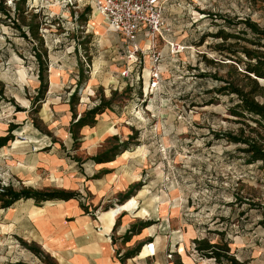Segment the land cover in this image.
I'll return each mask as SVG.
<instances>
[{
	"label": "rangeland",
	"instance_id": "obj_1",
	"mask_svg": "<svg viewBox=\"0 0 264 264\" xmlns=\"http://www.w3.org/2000/svg\"><path fill=\"white\" fill-rule=\"evenodd\" d=\"M15 1L6 0L11 19L0 13V80L5 90L0 136L14 135V141L0 150V186L71 191L90 206L84 169H100L102 174L112 173L116 184L123 179L130 185L111 205L92 206L97 218L140 206L137 220L149 222L152 233L158 230L162 243L178 240L183 254L196 264L204 262L194 254L192 238L218 241V231L226 232L233 249L245 257L255 254L264 264V226L258 223L262 213L254 205L264 206V163H249L239 149L243 145L224 137L239 134L242 127L249 130L228 110L233 95L208 93L223 83L211 75L215 72L244 83L243 73L229 75L234 61L223 60L211 46L222 42L215 36L218 30L238 32L244 18L264 27V0H164L163 36L153 43L141 35L142 50L136 57L92 0H26L36 15L29 14L28 20L42 22L39 32L48 53L49 89L35 104L40 82L33 46H41L13 23L18 17ZM231 20L237 24L228 25ZM204 34L209 35L201 43ZM171 43L179 44L180 50L175 52ZM238 56L245 58L242 51ZM81 64L89 78L79 90L75 117L68 102ZM259 82L264 86V80ZM212 97L213 103L207 104ZM103 98L115 109L96 115L99 126L94 135H85L84 129L74 134L75 122ZM258 99L264 101V96ZM58 152L66 154V163L59 162ZM99 157L117 160V167L96 165ZM154 220L158 227L151 225ZM20 243L40 248L32 240ZM14 244L0 242V264ZM170 248L168 257L173 260L174 247ZM36 264L55 262L44 255Z\"/></svg>",
	"mask_w": 264,
	"mask_h": 264
},
{
	"label": "crops",
	"instance_id": "obj_2",
	"mask_svg": "<svg viewBox=\"0 0 264 264\" xmlns=\"http://www.w3.org/2000/svg\"><path fill=\"white\" fill-rule=\"evenodd\" d=\"M109 108L115 109L112 104ZM98 121L96 119L94 124L81 128L86 130L85 135H94L93 132L99 126ZM5 146L0 147V150ZM56 157L61 163L67 162L63 152H58ZM113 160L95 161V164L117 167V160ZM99 170L84 169V187L92 194L90 203L87 201L90 206L82 202L78 195L67 200L42 201L40 204L33 198L20 199L10 207H0V242L6 246L16 242L5 256L6 262L1 264H36L44 255L55 264H175L178 257L183 264H196L188 255L183 254L178 240L172 241L173 245H169V239L168 244L165 240L162 243L158 230L152 233L146 220H137L141 217L140 206L133 209L123 207L101 217L98 215L97 218L92 206L98 208L100 205H111L112 201L126 193L130 185V182L123 179L116 184L112 173L102 174ZM135 221H138L136 226L130 228ZM151 225L158 227V221L154 220ZM197 238L201 237H193L192 243ZM22 240L36 242L40 246L37 248L39 253L22 245ZM170 246L174 247L173 260L168 257ZM232 252L246 264H260L255 254L245 257L240 249L233 247ZM200 260L203 264H218L213 259Z\"/></svg>",
	"mask_w": 264,
	"mask_h": 264
},
{
	"label": "trees",
	"instance_id": "obj_3",
	"mask_svg": "<svg viewBox=\"0 0 264 264\" xmlns=\"http://www.w3.org/2000/svg\"><path fill=\"white\" fill-rule=\"evenodd\" d=\"M15 13L18 17L15 18L13 22L17 25L20 33L26 37L37 39L41 46V50L37 46H33L36 61H37V76L39 79V87L37 90V95L33 99V104L40 103L45 97L49 89V78H48V61H47V49L43 47L44 40L40 35V28L42 25L41 21H36L33 18L28 20V15L31 14L29 11L26 0H16L15 1ZM0 13H3L5 17L12 18L11 10L6 6V0H0ZM36 16L31 14V17ZM18 19V20H17ZM21 20L22 24H17V21ZM239 23L243 24L238 32H226L223 29L218 30L215 34L216 37H221L222 42L214 44L213 47L216 51L224 55L223 60H233L234 62L230 66L231 70L229 75L232 73H243V82L233 78H226L219 76L218 72L211 74L217 80L223 83L208 93H218L221 94L226 92L233 95V101L228 107L231 115L234 116L236 122L244 124L249 129L246 133L245 128L240 129L239 134L227 133L224 137L234 144L243 145L240 147V151L244 153L247 161L249 163L262 161L264 163V101H260L258 96H264V86L260 84V79H264V51L261 47H264V27L251 18H244ZM237 22L231 20L228 25H236ZM209 34H204L201 37V43H203ZM246 42L251 46L242 44ZM253 46V47H252ZM242 51L244 57L238 56V52ZM211 60H208L210 62ZM212 62V61H211ZM210 62V63H211ZM237 62V63H235ZM241 64L243 66H241ZM236 65H240L243 70H238ZM201 77L207 76L205 73H200ZM85 74L84 64L80 65V71L78 73L77 88L71 94L69 103L71 110L75 117H77L76 108L79 103V90L84 83L88 80ZM5 95V90L0 80V101ZM215 98L207 100V104L213 103ZM111 106V101H106L104 98L99 105L89 109L72 126V132L77 133L83 126L95 123L96 115L102 113L105 108ZM36 109V108H35ZM37 112L38 110H35ZM22 108L18 107L17 111H21ZM220 137V134H216ZM10 140H14V135L10 132L7 135L0 136V147L5 146ZM98 162L107 160V158H96ZM77 193L66 191V190H36L32 188L23 187L20 190H16L11 186L1 187L0 186V207L7 208L12 206L16 201L20 199L33 198L37 202L47 201V200H58V199H71L77 197ZM127 194L126 197H130ZM256 205L257 208L261 209L262 218L258 222L264 226V206ZM146 224L149 222H145ZM144 225V223L142 224ZM220 240L213 241L210 237L205 236L197 238L193 242V252L194 254L202 259H213L218 264H246V262L240 261L235 253L232 252L231 242L226 239V232L218 231ZM31 249L39 253V249L35 246H31ZM175 264H183L180 257L175 259Z\"/></svg>",
	"mask_w": 264,
	"mask_h": 264
},
{
	"label": "built area",
	"instance_id": "obj_4",
	"mask_svg": "<svg viewBox=\"0 0 264 264\" xmlns=\"http://www.w3.org/2000/svg\"><path fill=\"white\" fill-rule=\"evenodd\" d=\"M94 9L106 19L113 31L119 32L129 46L131 57H136L142 50L139 37L145 35L149 42L155 43L158 36H163L164 0H92ZM174 51H179V44L171 43ZM157 69V68H156ZM155 69V72L158 70ZM158 74L153 75L152 85L157 84ZM168 256H171L169 254Z\"/></svg>",
	"mask_w": 264,
	"mask_h": 264
},
{
	"label": "bare ground",
	"instance_id": "obj_5",
	"mask_svg": "<svg viewBox=\"0 0 264 264\" xmlns=\"http://www.w3.org/2000/svg\"><path fill=\"white\" fill-rule=\"evenodd\" d=\"M262 80H264V79H262ZM127 154H128V152H127Z\"/></svg>",
	"mask_w": 264,
	"mask_h": 264
}]
</instances>
